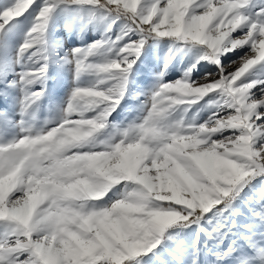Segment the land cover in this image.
Instances as JSON below:
<instances>
[{"label": "snow or ice", "instance_id": "6c2138e0", "mask_svg": "<svg viewBox=\"0 0 264 264\" xmlns=\"http://www.w3.org/2000/svg\"><path fill=\"white\" fill-rule=\"evenodd\" d=\"M0 102V264H264V0H0Z\"/></svg>", "mask_w": 264, "mask_h": 264}, {"label": "rangeland", "instance_id": "374dc122", "mask_svg": "<svg viewBox=\"0 0 264 264\" xmlns=\"http://www.w3.org/2000/svg\"><path fill=\"white\" fill-rule=\"evenodd\" d=\"M23 19V18H21ZM65 21L64 19H60L57 21V26L55 29V34H57L62 40L65 41V47H73L75 44L79 43V39L74 33H70L65 28ZM99 32L89 29L88 32L85 34L84 39H91V38H98ZM63 37V38H62ZM167 45L164 43H160L158 45L149 43L146 45L144 52L141 55V60L144 61L141 64L139 61L138 64V71L135 77V84L137 86L144 85V84H151L153 81V74L159 71L160 68L163 67L164 64V57L165 53L167 52ZM191 59V54L183 55L177 54L176 58L172 60L171 64L169 65L167 75L165 76L166 80H175L178 78L183 69L187 66L188 62ZM50 79L47 81L48 84V91L49 97L46 98L42 104V107L39 111V119L43 121V119L49 117L53 114L51 110L54 109L55 103L59 102L63 99L69 88L72 85V73L71 71L61 69L57 65H53L49 69ZM198 74V70L194 71L193 77ZM138 90L137 87H133V92ZM139 103L138 100L134 98H127L125 101V108L129 106L134 107ZM0 107H2V102H0ZM120 115H116L114 113L115 119L119 120L125 114L123 111L118 110Z\"/></svg>", "mask_w": 264, "mask_h": 264}, {"label": "bare ground", "instance_id": "6f19581e", "mask_svg": "<svg viewBox=\"0 0 264 264\" xmlns=\"http://www.w3.org/2000/svg\"><path fill=\"white\" fill-rule=\"evenodd\" d=\"M63 38V37H62Z\"/></svg>", "mask_w": 264, "mask_h": 264}]
</instances>
